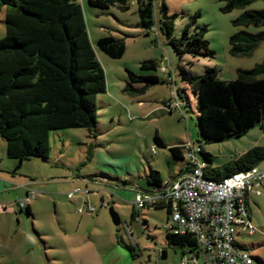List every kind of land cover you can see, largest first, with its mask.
Masks as SVG:
<instances>
[{"label": "rangeland", "instance_id": "rangeland-1", "mask_svg": "<svg viewBox=\"0 0 264 264\" xmlns=\"http://www.w3.org/2000/svg\"><path fill=\"white\" fill-rule=\"evenodd\" d=\"M128 2L130 10L124 13L116 7L93 8L88 0H79L106 76V92L98 96L96 134L90 136L86 129L54 131L49 159L28 160L19 169L16 161L7 158L6 142L0 138V184L4 187L0 189V264H77L80 259L64 248H127L118 245L117 235L125 245L136 248L143 264H180L181 250L167 242V210L137 208L132 177L151 169L165 180L179 173L184 163L173 159L169 149L174 146L184 147L186 161L187 146L202 144L211 162L199 154L200 161L217 173L234 168L243 155L264 149V132L259 126L240 138L204 143L197 99L182 74V69L186 76H195L213 68L219 79L231 81L238 71L264 63V42L247 57L230 53L231 37L244 30L234 25L243 10L225 13L220 0H157L158 18H163L159 16L163 5L172 18V40L180 41L185 29L190 36L205 29L203 40L213 55L195 58L185 53L180 57L160 29L147 31L140 26L137 2ZM247 10H264V1L254 2ZM197 13L200 16L194 18ZM5 16L6 8L0 5V40L6 36ZM246 30L257 33L263 29ZM105 37L125 41L122 58L111 59L98 48L97 42ZM146 61L155 62L157 70H142ZM128 70L156 75L160 83L126 92ZM156 135L166 148L156 146ZM256 166L264 167V159ZM254 198L250 206L255 234L242 231L237 242L260 264L258 258L264 261V192ZM29 205L33 211L28 216ZM110 207L119 214V225L112 220ZM162 252L168 257L162 259ZM90 258L94 263L95 252Z\"/></svg>", "mask_w": 264, "mask_h": 264}, {"label": "trees", "instance_id": "trees-1", "mask_svg": "<svg viewBox=\"0 0 264 264\" xmlns=\"http://www.w3.org/2000/svg\"><path fill=\"white\" fill-rule=\"evenodd\" d=\"M220 1L225 5V13L243 10L234 25L244 30L231 37L230 53L238 57L252 55L264 42V10H247V7L259 0ZM136 2L140 26L147 31L160 29L180 57L185 53L195 58L213 55L208 51L209 43L203 40L204 28L194 36L185 29L180 41L172 40L173 22L167 17L166 6L163 5L159 15L163 18H158L157 0ZM88 4L101 10L113 7L124 13L130 10L128 0H88ZM0 5L6 8V36L0 40V138L6 142L7 158L16 161L19 169L25 161L49 159L50 136L54 131L86 129L90 136L96 134L98 96L106 92L107 84L79 0H0ZM199 16L197 13L194 18ZM249 28L263 30L251 33L246 30ZM97 46L111 59H120L126 52L125 41L114 37L101 38ZM141 69L157 70V65L146 61ZM127 73L126 92L138 91L140 85L160 83L156 75H137L129 70ZM182 74L197 99L204 143L240 138L257 126L264 132V63L252 70L238 71L231 81L219 79L213 68L195 76H186L182 69ZM154 142L157 147L166 148L158 135ZM202 147L200 144V154L210 163L211 156ZM169 150L173 159L186 167L184 147L174 146ZM263 159L264 149H255L243 155L230 170L217 173L208 167L207 172L220 179L256 166ZM149 177L153 190L143 189L137 183L138 191L152 193L163 187L159 172L151 170ZM152 208L166 209L169 214L165 202ZM26 214L31 215L29 206ZM110 215L119 225L121 220L113 207ZM167 242L182 251L196 246L193 236L168 231ZM241 248L249 252L248 248Z\"/></svg>", "mask_w": 264, "mask_h": 264}, {"label": "built area", "instance_id": "built-area-1", "mask_svg": "<svg viewBox=\"0 0 264 264\" xmlns=\"http://www.w3.org/2000/svg\"><path fill=\"white\" fill-rule=\"evenodd\" d=\"M187 152L184 171L152 193L138 191L135 206L148 210L165 202L167 231L195 238L196 246L183 250L181 264H255L238 244L237 235L242 231L255 234L249 200L264 192V167L253 166L217 179L200 161L199 147L189 145Z\"/></svg>", "mask_w": 264, "mask_h": 264}, {"label": "crops", "instance_id": "crops-1", "mask_svg": "<svg viewBox=\"0 0 264 264\" xmlns=\"http://www.w3.org/2000/svg\"><path fill=\"white\" fill-rule=\"evenodd\" d=\"M6 152H7V148H6ZM17 165H18L17 162H15L16 167H17ZM184 169H185V165H184V168L179 173L184 171ZM151 170H153V169H151ZM179 173H176V174L174 173L173 175H171L169 177V179H166V180L163 178L164 183L174 180ZM144 178L149 179L150 178L149 173L148 174L145 173L143 176L138 175V176L132 177V181L130 182V184L132 185V187L134 188V191L136 193H138L137 188H136V184H137L138 180H141ZM3 188H4L3 184H0V189H3ZM254 199H255L254 197L250 198L249 206ZM103 202H105V201L102 199V203ZM104 206H105V204H104ZM32 208H33L32 205H29L30 212L33 211ZM250 212L252 214L251 206H250ZM14 213H15V210H14ZM135 217H136V214L134 213L133 219ZM126 233L128 234V228L126 230ZM116 241H117L118 245L122 244L125 247H127V245H125L124 241L122 239L121 240L119 239L118 235H117ZM14 248H21V247L19 246V247H14ZM64 249H67V251L70 253L71 257L74 258L76 256L78 259H80V260H78L77 264H95V263L96 264H143L140 260L137 259L136 248H132L133 251L129 250L128 248H64ZM92 252H95V255H96V258L93 261L94 263H92L91 261H88V259L90 258V254H92ZM128 252H130V254H128ZM181 253H182L181 255L183 257L182 250H181ZM162 257L167 258L168 257L167 253L162 252L161 258ZM182 257L180 258V264H181ZM258 261L260 264H264V261H262L259 258H258ZM68 264H76V263H75V261H73V262H69Z\"/></svg>", "mask_w": 264, "mask_h": 264}, {"label": "water", "instance_id": "water-1", "mask_svg": "<svg viewBox=\"0 0 264 264\" xmlns=\"http://www.w3.org/2000/svg\"><path fill=\"white\" fill-rule=\"evenodd\" d=\"M137 183L141 188L146 189V190H153L154 188V185L147 178L141 179ZM162 259H165V257H162Z\"/></svg>", "mask_w": 264, "mask_h": 264}]
</instances>
